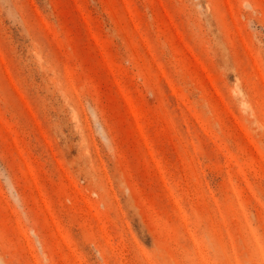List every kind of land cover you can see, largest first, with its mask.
<instances>
[{
	"label": "rangeland",
	"instance_id": "374dc122",
	"mask_svg": "<svg viewBox=\"0 0 264 264\" xmlns=\"http://www.w3.org/2000/svg\"><path fill=\"white\" fill-rule=\"evenodd\" d=\"M0 264H264V0H0Z\"/></svg>",
	"mask_w": 264,
	"mask_h": 264
}]
</instances>
